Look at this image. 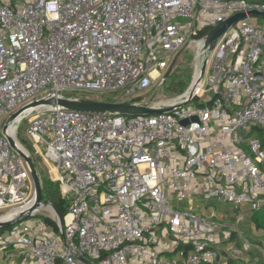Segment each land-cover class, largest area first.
I'll list each match as a JSON object with an SVG mask.
<instances>
[{"label":"built area","instance_id":"built-area-1","mask_svg":"<svg viewBox=\"0 0 264 264\" xmlns=\"http://www.w3.org/2000/svg\"><path fill=\"white\" fill-rule=\"evenodd\" d=\"M255 9L263 12L264 3L0 0V209L14 214L34 199L28 163L8 138L20 142L24 119L29 143L69 200L57 221L62 235H37L26 223L15 237H0V247L16 246L40 264H201L227 256L254 264L249 251L264 256L239 226L243 211L230 219L196 202L249 211L264 203V17L249 14ZM239 12L245 17L218 38L190 102L187 88L154 102L174 107L154 114L31 106L69 89L120 91L115 100H130L163 83L162 69L186 47L204 59L207 33L198 31ZM208 89L213 98L199 101Z\"/></svg>","mask_w":264,"mask_h":264},{"label":"rangeland","instance_id":"rangeland-1","mask_svg":"<svg viewBox=\"0 0 264 264\" xmlns=\"http://www.w3.org/2000/svg\"><path fill=\"white\" fill-rule=\"evenodd\" d=\"M254 18L256 19V17ZM177 19L183 22H188L190 20L189 18H185L181 16L177 17ZM202 61H203V57H200V55H198L197 48L195 47V45L192 44L191 46L186 47L181 52H179V54L174 58V60H172L171 65L173 66L174 70L171 72V75L169 77L168 76L166 77V82L163 85L161 81H159L160 79H158L149 90L147 91L145 90L144 92H139L137 95L141 96L144 102L149 101L150 103H154L161 99H169L172 98L173 96L178 95L181 91H183L187 87L190 81H191L190 84L192 83L196 71V66L198 63H200V67H201ZM162 71H165L164 74H166L167 69L166 70L162 69ZM119 93L120 91L99 93L93 91L69 89L67 90L66 96L74 95L76 97H83V98L97 97V99L112 101V99H115V97ZM214 94H215L214 90L208 89L202 97L198 98V100L208 101L213 98ZM27 127H28L27 119H24L20 123V127L18 129V138L19 140H21V142L28 145V147L32 151L33 156L40 163L41 168L43 170L42 173L43 176L46 175L51 177L52 173L51 171H49L48 164L39 154H36L34 147L29 143L27 139ZM39 174L42 179L43 178L42 174L41 173ZM171 202L175 206L177 205L176 207H183L187 205V201H184L182 203H177V200L175 198H172ZM196 202H198L205 210L209 212L213 211L215 213L225 215L226 218L229 217L230 219L236 217L237 215L240 214L241 211H243L244 217L241 223L239 224V226L248 236L250 237L255 236V233L253 232L255 231L254 225L251 221H249V216L251 211L247 210V205H241L240 207H238L232 203H228L218 199H212V200L197 199ZM6 211L7 209H0V215L1 216L4 215ZM45 216L52 218L54 217L53 214L48 209H42L34 216L23 219L9 226L0 228V237L7 235H11V237H15V235L17 234V232H19V229L22 227L23 224L31 223L32 221L42 222ZM50 231L55 235H59V236L61 235L59 230L53 231L52 229H50ZM15 249L16 246H11L8 249H3L0 247V262L2 261V264L10 263L11 262L10 255L13 254V251H15ZM220 260L223 261V257H221Z\"/></svg>","mask_w":264,"mask_h":264},{"label":"water","instance_id":"water-1","mask_svg":"<svg viewBox=\"0 0 264 264\" xmlns=\"http://www.w3.org/2000/svg\"><path fill=\"white\" fill-rule=\"evenodd\" d=\"M249 14L264 17V11L262 12L256 9L250 10ZM245 15H246L245 12H239L234 15H231L227 19L219 22L217 25L212 27L207 32L205 36V40H204V46L207 49V55L204 57L202 61L198 78L195 84L190 89V97L187 102H190L193 99L194 90L197 84L203 79V76L207 68L208 56L213 51L218 38L224 32H226V30L230 26H232L238 20L245 17ZM170 70H171V67L167 70L165 77L168 76V74L170 73ZM41 105H44V106L58 105V106H62V107L74 109V110H83V111L97 112V113L122 114V115H141V114L162 113L164 111L174 108L173 106L158 107L156 106V104L149 105L147 103H141V102H136V101H108V100H101V99H95V98L76 97V96L45 97V98L36 100L31 103V106H41ZM22 110L23 109H20L14 114H12V116L8 119L7 123L10 122L12 119H14ZM194 119H197V117H194ZM182 122L187 123L188 120L184 119ZM8 138L10 140L11 146L15 148L20 153V155L23 157V159L28 163L29 171H30L33 183H34V194L35 195H34L33 204L26 207L25 209L17 211L8 219L0 220V228L9 226L23 219L34 216L41 209H44L42 205H48V204L53 208V211L58 221L60 219V215L58 213V210L55 204L50 200L45 201L44 199L42 179H41L39 172L36 169L33 157L31 156V154H29L26 151V148L23 146L22 143L16 141L14 137L10 135H8ZM59 223H60V232L61 234H63L64 233L63 226L60 221Z\"/></svg>","mask_w":264,"mask_h":264},{"label":"trees","instance_id":"trees-1","mask_svg":"<svg viewBox=\"0 0 264 264\" xmlns=\"http://www.w3.org/2000/svg\"><path fill=\"white\" fill-rule=\"evenodd\" d=\"M248 1H251V2L257 1V2L264 3V0H248ZM208 31H209V28L208 27H204V28H202V29H200L198 31L196 36H202V35L206 34ZM170 67H171V70H170V73L168 74V77L171 75V72L174 70L172 65ZM165 82H166V77H165V80L162 83V85ZM190 82H189V84H190ZM189 84L187 85V87L183 91H185L188 88ZM183 91H181V92H183ZM92 98L97 99V97H92ZM112 100H114V99H112ZM129 101H138V102H141V103H147L149 105L152 104L149 101H145L144 102L142 100V97L138 96V95L132 97ZM260 133H262V132H260ZM24 145L30 151V154L33 157L34 164L36 166L37 171L42 174L43 170L41 168L40 163L33 156L32 151L30 150L28 145H26V144H24ZM42 177H43L42 178V185H43L44 199L46 201L51 200L55 204L59 215L61 217H63L64 214L67 212L68 205H69V200L66 199L61 194L58 184L56 182L52 181L49 178V176H46V175L43 176V174H42ZM44 221L46 223H48L49 225H51V227L55 231L59 230L57 222H56V220L54 218L45 216L44 217ZM249 221H251L253 223L254 228H255V231H253L255 233V236H253L251 238L253 240H256V242H258L260 245H262L264 247V203L258 209H255V210L251 211L250 216H249ZM175 252L176 251H171V252H168V253H172L173 254ZM249 254L251 255L250 262H252L254 264H264V256L258 250L252 249L251 251H249ZM226 258L227 259L225 261L220 260V261L204 262V263H201V264H247V261L242 259V258H235V257H232V256H227Z\"/></svg>","mask_w":264,"mask_h":264},{"label":"crops","instance_id":"crops-1","mask_svg":"<svg viewBox=\"0 0 264 264\" xmlns=\"http://www.w3.org/2000/svg\"><path fill=\"white\" fill-rule=\"evenodd\" d=\"M74 96V95H73ZM30 224L35 232L37 233V235H43V234H46V235H54V236H59V235H55L53 234L50 229H52L53 231H55L51 225H49L48 223H46L44 220L42 222H35V221H32L31 223H28ZM59 231H60V227H59ZM61 233V232H60ZM62 235V234H61ZM11 247V246H10ZM9 248V247H8ZM8 248H4V249H8ZM17 249H15L16 251ZM13 253H15L13 251ZM11 258V262L8 263V264H17V263H20V264H40L36 259L34 258H26V259H23L22 257L18 256L16 253H15V256L13 257H10ZM0 264H2V261L0 262Z\"/></svg>","mask_w":264,"mask_h":264},{"label":"bare ground","instance_id":"bare-ground-1","mask_svg":"<svg viewBox=\"0 0 264 264\" xmlns=\"http://www.w3.org/2000/svg\"><path fill=\"white\" fill-rule=\"evenodd\" d=\"M195 47H196V46H195ZM201 53H202V55H203V51L199 50L198 55H200V57H202ZM199 64H200V63L197 64L194 78H193V80H192V83H191L190 86H189L190 89H191V87L195 84V82H196V80H197V78H198V75H199V73H198V67H199ZM14 128H15V125H14V123H12V124L10 125V127H9V131H10V133H12V134L14 133ZM33 202H34V199L29 203V205L33 204ZM42 207H44V209H48V210L51 209V206H50L49 204H48V205H42ZM12 214H13V212H11V213H7V214H4V215H2V216L0 215V220L8 219L9 217L12 216Z\"/></svg>","mask_w":264,"mask_h":264},{"label":"flooded vegetation","instance_id":"flooded-vegetation-1","mask_svg":"<svg viewBox=\"0 0 264 264\" xmlns=\"http://www.w3.org/2000/svg\"><path fill=\"white\" fill-rule=\"evenodd\" d=\"M101 100H103V99H101ZM112 101H117V100L114 99V100H112ZM127 101H129V100H127ZM13 114H14V113H13ZM45 201H46V200H45ZM50 201H51V200H50ZM41 210H42V209H41ZM53 216H54V215H53ZM53 218H54V219L56 220V222H57V218H56L55 216H54ZM57 225H58V224H57ZM58 227H59V226H58Z\"/></svg>","mask_w":264,"mask_h":264},{"label":"clouds","instance_id":"clouds-1","mask_svg":"<svg viewBox=\"0 0 264 264\" xmlns=\"http://www.w3.org/2000/svg\"><path fill=\"white\" fill-rule=\"evenodd\" d=\"M170 68V67H169ZM189 88V87H188ZM136 102H138V101H136ZM153 104V103H152ZM21 142V141H20ZM22 143V142H21ZM23 144V143H22ZM23 146H25L24 144H23ZM26 147V146H25ZM30 152V151H29Z\"/></svg>","mask_w":264,"mask_h":264}]
</instances>
